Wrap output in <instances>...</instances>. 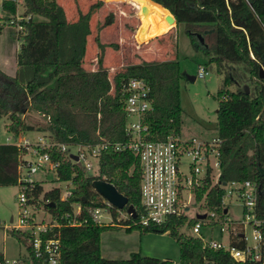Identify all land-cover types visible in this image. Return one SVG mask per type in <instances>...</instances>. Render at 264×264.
Wrapping results in <instances>:
<instances>
[{
	"label": "trees",
	"instance_id": "obj_1",
	"mask_svg": "<svg viewBox=\"0 0 264 264\" xmlns=\"http://www.w3.org/2000/svg\"><path fill=\"white\" fill-rule=\"evenodd\" d=\"M121 1L134 4L140 18L136 38L139 42L134 59L111 70L107 63L109 49L120 50L119 42L102 40L97 36V53L88 69L87 53L92 34V18L107 2ZM95 0L87 10L76 7L75 14L59 0H24L23 7L29 20L22 21L23 41L17 54V72L10 76L0 69V116H9L11 133L33 131L22 118L30 110L45 115L47 123L38 130L49 131L61 143L97 144L120 143L127 140L126 112L124 110L123 84L130 78H143L151 86L154 111L147 122L156 139L170 134L180 135L182 104L180 80L183 76L175 53V25L168 31L164 27L169 12L176 18L177 26L185 24L186 33L196 51L207 57V66L214 65L222 74L219 90L218 134L223 139L221 147V182L247 180L257 183L259 198L257 216L264 221V0ZM154 1V2H153ZM156 2V3H155ZM161 5H159V4ZM17 3L3 0L1 9L9 15L17 12ZM165 8H164V7ZM143 9L153 12L143 13ZM156 16L165 22L156 23ZM41 17V20L35 18ZM138 18V19H139ZM115 21L110 12L99 25L101 32ZM0 19V34L4 30ZM166 31V32H165ZM164 32V33H163ZM201 35L204 38L202 42ZM169 42L170 54L159 45V40ZM167 45V44H166ZM144 46V49L141 48ZM164 46V45H162ZM237 85L236 90L229 88ZM249 87V93L246 91ZM20 149L12 144H0V185H17ZM73 172L77 173L73 176ZM61 180L74 177L75 190L67 200H61L59 188L44 192L50 200L51 211H68L80 202L84 226L60 229L62 264H174L171 259L161 260L140 252L127 260H111L102 255L101 234L104 225L94 222L89 210L104 206L101 196L93 188L96 179L106 180L129 199L138 215L142 213L141 164L130 151H105L100 159L96 176L86 175L77 165L65 158L59 170ZM199 191V196L209 188L211 181ZM37 189V195L43 191ZM225 190L216 184L209 189L208 205L215 210L223 204ZM55 204V205H53ZM117 218V208L110 209ZM132 215L124 220L130 229L169 232L180 248L179 264H264V240L260 260L237 261L229 252L205 246L197 237L187 236L180 230L187 218H171L164 224L142 226ZM191 220L189 224H193ZM264 238V222L262 226ZM22 241H27L29 259L20 264H47L45 258L36 257L29 244L31 234L12 231ZM231 243L244 248L246 242L241 232L231 236ZM5 255L0 252V264Z\"/></svg>",
	"mask_w": 264,
	"mask_h": 264
},
{
	"label": "built area",
	"instance_id": "obj_2",
	"mask_svg": "<svg viewBox=\"0 0 264 264\" xmlns=\"http://www.w3.org/2000/svg\"><path fill=\"white\" fill-rule=\"evenodd\" d=\"M19 6L22 0H11ZM2 3V2H1ZM31 15L26 17L29 20ZM22 29L24 27L20 25ZM208 73L204 66L199 67L198 75L203 78ZM124 110L126 112L127 140L120 143H61L51 135L39 134L29 136L20 133L6 138L0 144H12L20 149L18 164L19 193L17 196L19 213L18 221L14 218L6 229L21 230L31 234L29 244L36 257L45 258L47 264H62V247L60 229L63 226L80 227L87 224L84 218L83 206L80 202L73 203L68 211H51L50 200L44 198V190L37 195L38 187L47 179L48 173H56L61 180L59 170L66 159L72 161L86 175L96 176L100 170V159L107 150L115 152L130 151L137 155L141 164V203L142 213L137 215V224L149 226L151 224H164L171 218H187L185 225L192 229L191 236L201 239L205 246L216 250H225L237 261L260 260L263 245V220L257 216L259 188L254 181H231L222 183L221 147L223 139L218 136L212 140H200L195 137L187 140L180 135L170 134L165 139H156L147 122V116L154 111V103L151 97V86L143 78H130L123 84ZM43 117L45 115L43 114ZM69 146L75 147V151L69 153ZM72 155L78 157L75 160ZM187 159L186 171L183 170L184 160ZM45 177H37L39 174ZM77 173L73 172V176ZM206 179L211 181L206 189L204 198L207 199L209 189L219 184L224 190L220 210V231L229 232L234 224L228 218L227 197L237 194L243 201L244 219L240 221L241 238L246 246L239 248L231 243L215 239H206L201 229L203 225L213 224L217 213L208 212L206 218L198 219L197 214L204 212L193 208V188L202 189L206 185ZM97 180V179H96ZM63 181V180H61ZM67 188L61 192V200L65 201L72 196L75 190L74 177L65 180ZM44 189V188H43ZM95 190V189H94ZM96 191V190H95ZM97 192V191H96ZM101 196L104 206L89 210L94 222L104 225L102 209L110 211L112 205ZM195 212L189 215L190 210ZM43 212L45 215L38 217ZM47 214V215H46ZM130 214L127 213V217ZM136 217V218H137ZM194 220L193 224H189ZM209 220V222H207ZM0 225H5L0 220ZM184 225V226H185ZM131 225H126L130 227ZM252 229L253 243H249L246 228ZM21 260L13 262L5 258L1 264H20Z\"/></svg>",
	"mask_w": 264,
	"mask_h": 264
},
{
	"label": "rangeland",
	"instance_id": "obj_3",
	"mask_svg": "<svg viewBox=\"0 0 264 264\" xmlns=\"http://www.w3.org/2000/svg\"><path fill=\"white\" fill-rule=\"evenodd\" d=\"M0 0V4H1ZM66 8L67 11L75 14V9L80 6L83 10H87L89 4L95 0H59ZM136 2L135 0H131ZM23 2L17 6V12L15 15L9 17L8 14L0 11V19L4 22L3 34L0 35V69L9 74L16 75L17 72V52L23 41V30L20 25L22 21L26 20L28 16L25 13ZM107 2L97 14L92 18V34L89 38V46L87 53V68H94L92 59L95 58L97 53L96 38L100 35L102 40L111 42H119L120 50L109 49L107 54V63L111 70L120 67L127 62L134 59L135 52L138 51L137 45L139 43L145 44V48L148 47V43L139 42L136 38V33L139 28L140 18L138 16V9L134 4L121 1ZM154 2V1H153ZM137 3V2H136ZM156 3V2H155ZM139 4V3H137ZM139 6H142L139 4ZM143 7V6H142ZM22 8V9H21ZM21 9V10H20ZM110 12L115 13V21L110 26L105 27L101 32L98 31L99 25L104 21L105 16ZM149 13L152 11L148 10ZM37 20H41V17L35 16ZM139 18V19H138ZM156 23L163 24L165 22L163 17L155 15ZM141 22V21H140ZM139 24V25H138ZM164 27L168 31L173 26L170 23H165ZM175 53L178 56L182 73H186L191 76H196L195 81H191L186 77H182L180 80L181 90V104H182V123L180 137L183 140L191 139L195 137L200 140H212L219 136L218 132V108H219V90L222 87L223 75L219 74L216 66H205L208 57L202 51H196L191 43L190 37L186 33L185 24H175ZM165 31V32H166ZM164 33V32H163ZM10 40H9V37ZM167 44V45H166ZM159 45L165 48L168 58L172 49L169 46V42L165 39L159 40ZM164 45V46H162ZM144 49V46H141ZM169 48V49H168ZM204 66L208 73L205 77L201 78L198 75L199 67ZM231 90H236L237 85L234 83L229 86ZM26 124L35 126V130L23 132L29 136L45 134L50 135L49 131L38 130L39 125H44L47 120L43 115L37 111L30 110L26 115H22ZM11 126V119L9 116H0V143L6 141V138L11 136L9 127ZM75 151V147L69 146L68 152ZM183 170L186 171L188 160L185 159ZM47 179L42 183L44 192L53 188H59L62 193L67 188V183L58 180L56 173L46 174ZM45 177L44 174H39L37 177ZM200 189L193 188V208L202 211L204 213L215 211L217 213L216 218L213 220V224L203 225L201 229L202 235L206 239H215L227 243L228 238L233 234L241 231L240 221L244 219V206L241 198L237 194L227 197L228 215L227 218L234 223L230 227L229 232L221 233L220 231V210L217 211L208 205V201L204 198L205 191L199 196ZM18 185L1 186L0 185V220L5 225H0V252L5 254L6 258L13 262L15 260L29 259V250L27 248V241L20 240L17 235L12 231H21L15 229H6V225L11 224V218L13 217L15 223L18 221L19 205ZM194 210L191 209L189 215L193 216ZM117 218L113 216L112 211L102 209V220L105 223L106 229L101 234V251L102 255L111 260H127L131 257L132 253L140 252L142 255L155 257L161 260L171 259L174 264L180 263V248L176 239L169 234V232L160 233L154 231H143L138 228L130 229L125 226L124 220H126V209H117ZM43 212L37 214L40 218L44 216ZM47 215V214H46ZM209 222V220H207ZM185 225L181 228V232L187 236L193 234L192 229ZM23 232V231H21ZM246 235L249 238V243H253L252 229L247 227Z\"/></svg>",
	"mask_w": 264,
	"mask_h": 264
},
{
	"label": "water",
	"instance_id": "obj_4",
	"mask_svg": "<svg viewBox=\"0 0 264 264\" xmlns=\"http://www.w3.org/2000/svg\"><path fill=\"white\" fill-rule=\"evenodd\" d=\"M143 13L146 15L148 13V9H143ZM166 19L169 23L177 24L176 18L171 12L166 16ZM199 36H200L201 41L203 42L204 38L201 35H199ZM259 75H260V78H264V68L263 67L260 69ZM183 76L188 78L191 81L196 80V76H191V75H188L186 73H183ZM246 91H247V93H249V87L248 86H246ZM72 157L75 160H78L77 156L72 155ZM92 185H93V188L100 195H102L104 198H106L113 207L117 208L118 210L126 209V212L128 214L132 215L134 218L137 217L138 213H137V210L134 207V205H129L128 197L125 196L123 193H121L114 184H112L106 180L97 179V180L93 181ZM53 205H55V204H53ZM206 216H207L206 213L197 214L198 219H204V218H206ZM210 264H212V263H210Z\"/></svg>",
	"mask_w": 264,
	"mask_h": 264
},
{
	"label": "crops",
	"instance_id": "obj_5",
	"mask_svg": "<svg viewBox=\"0 0 264 264\" xmlns=\"http://www.w3.org/2000/svg\"><path fill=\"white\" fill-rule=\"evenodd\" d=\"M2 2V1H1ZM2 7H1V4H0V11H2V9H1ZM22 9V8H21ZM20 9V10H21ZM3 12V11H2ZM5 13V12H4ZM1 34H3V31H2V33ZM0 34V35H1ZM7 35V34H6ZM8 36V35H7ZM9 37V36H8ZM9 40H10V37H9ZM16 50H17V48H16ZM15 50V54L17 55L18 54V52ZM19 51V50H18ZM17 69H18V66H17ZM7 74V73H6ZM9 75V74H8ZM10 76H12V75H10ZM14 76V75H13ZM13 218V217H12ZM12 218H11V220H12ZM5 255V254H4ZM5 258H6V256H5Z\"/></svg>",
	"mask_w": 264,
	"mask_h": 264
},
{
	"label": "bare ground",
	"instance_id": "obj_6",
	"mask_svg": "<svg viewBox=\"0 0 264 264\" xmlns=\"http://www.w3.org/2000/svg\"><path fill=\"white\" fill-rule=\"evenodd\" d=\"M157 4H159V3H157ZM159 5H161V4H159ZM162 6V5H161ZM164 7V6H163ZM165 8V7H164ZM168 12H169V10L167 9V8H165ZM170 13V12H169ZM167 20V19H166ZM168 22V21H167ZM172 26H174L175 25V23H170Z\"/></svg>",
	"mask_w": 264,
	"mask_h": 264
}]
</instances>
